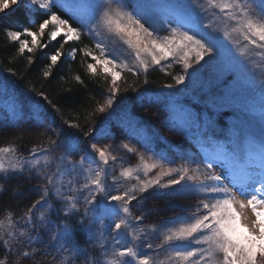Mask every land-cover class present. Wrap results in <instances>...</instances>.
I'll return each instance as SVG.
<instances>
[{"label":"snow or ice","instance_id":"snow-or-ice-1","mask_svg":"<svg viewBox=\"0 0 264 264\" xmlns=\"http://www.w3.org/2000/svg\"><path fill=\"white\" fill-rule=\"evenodd\" d=\"M10 5L17 8L23 5L27 12L41 14L35 30L23 27L6 31L8 40L18 44L17 53L29 54V65L34 63L32 54L38 48L47 50L52 42L60 43L46 57L41 71L43 78L54 75L63 62L65 44H80L83 38L92 42V46L73 47L68 55L75 59L81 53L88 74L105 75L108 94L97 105L98 113H106L119 103L123 79L120 69L136 76L143 71V83L147 85L150 66H160L164 61L181 66V74L173 79L182 87L202 71L234 73L238 88L258 91L261 104L259 108H245L226 131L219 129L207 112L188 110L181 125L171 123L172 118L165 116L164 122L171 124L169 130L177 132H184L190 125L200 128L203 121L201 136L215 145L214 150L201 159L189 156L186 166L180 169L169 166L153 179L141 180L139 174L134 177L126 169L121 175L138 183L123 191L116 176L108 182L105 166L112 146L101 148L92 143L87 150L82 149L79 137L65 136L62 127L49 125L47 130L52 136L43 146H33L28 157L17 155L13 145L0 147V173L4 174L0 178L27 174L26 179L40 182L41 192L20 216L13 219L12 213H8L5 221H0V246L6 250L5 254L10 255L24 241L28 245L41 241V234L49 231L48 245L55 246L57 251L70 252L74 258L80 254L73 244L74 232L95 237L97 221L112 218L107 227L111 228L115 247L111 259L105 250L104 264H154L149 254L131 246L121 247L116 236L129 230L133 240L139 239L134 224L142 223L144 215L132 216V202L142 200L149 190H156L159 195H175L174 187L181 185L186 193L200 199L195 211L181 218L179 227L165 231L157 248H183L171 254L181 264H264V0H0V13L11 10ZM45 35L47 42H42ZM129 58L131 64L127 63ZM73 79L84 83L80 75ZM213 86V78H209L205 91L211 93ZM163 87L172 89L174 85ZM8 91L6 84H0V93ZM133 91L135 98L125 99L143 106L147 89ZM37 95L41 101L33 106L34 118L43 125L42 102L47 101L57 113L59 109L44 91ZM230 103V98L222 95L211 100L208 107L218 110L220 105ZM12 107L16 115L17 106ZM172 110L174 107L169 109ZM124 113L130 125L138 124L130 108L126 107ZM52 120L55 122V117ZM252 121L258 122V132L251 127ZM63 123L68 129L80 128L70 120ZM93 133L94 129L89 128L83 137L89 138ZM121 147L144 161L143 154L129 144L123 143ZM144 147L151 151L147 144ZM73 153H79L80 159L73 160ZM9 154V163H5L4 157ZM116 159L112 157L113 162ZM165 163L171 165L163 154H159L158 162L150 166L145 163V176L152 169L163 168ZM173 174L177 178H171ZM163 177H167L166 182H162ZM50 197H55L54 202L49 203ZM57 204L60 206L56 207ZM44 205H48L46 212L37 216V210ZM246 212H250V217L244 215ZM95 238L104 240V231ZM146 248L152 250L153 246L147 244ZM38 252L35 249L21 255L30 258ZM0 264L6 261L0 260Z\"/></svg>","mask_w":264,"mask_h":264},{"label":"trees","instance_id":"trees-1","mask_svg":"<svg viewBox=\"0 0 264 264\" xmlns=\"http://www.w3.org/2000/svg\"><path fill=\"white\" fill-rule=\"evenodd\" d=\"M61 14L64 15L65 18H68L67 14L63 13L62 10ZM40 18V12L29 13L23 5L19 8L14 7L11 10L0 14V84H6L9 89L8 92L0 93V101L3 96L9 97L10 100V102L4 101V106L2 102H0V109H2L3 106V112L0 113V147L13 145L14 138L21 139L24 142L28 134H30L32 140L34 138H38L41 134V130L46 131V138L48 140L49 136H52V133L47 130L49 125H51L52 128L59 126L65 129V136L75 134L79 137L85 150H87L89 148V141L92 135L89 138H84L83 132L88 131L89 128H93L95 130L94 134L98 133L100 130H104V132L109 133L110 123L116 119V115L113 114L107 121L101 120L103 117L102 114L95 111L97 105L102 102L101 100L104 94L108 91L106 77L103 73H98L95 76L88 74L85 71V58L81 53H77L75 59H73L71 55H68L73 47L80 48L84 45L92 46V42L89 39L83 38L82 43L80 44H76L74 42L65 44L62 48V51L65 53L62 58L63 62L57 69L54 70V75L49 78H43L41 71L47 63L46 57L56 48L60 47V43L52 42L47 50L38 48L32 54L34 63L29 65L27 62L29 54L27 52L23 55L18 54L16 51L18 44L10 42L6 36L7 30H22L23 27H30L35 30L38 28ZM29 21H35V23H29ZM74 26L78 25L74 23ZM24 38L31 40L30 37ZM59 39L60 38H58V40ZM42 42H47L46 35L42 38ZM8 69H11L12 72H9ZM161 71L164 70L162 68L160 71L154 72L149 70L147 80L149 79V81L155 82L157 87H161L165 84H171V81L167 78L168 75ZM123 72V85L132 84L125 95L135 98L133 87L137 84V82L142 83V81H144L145 74L141 71L140 74L136 76L129 73L127 69H123ZM12 73H15V75ZM75 75H80L84 83L81 84L75 81L73 79ZM225 85H227V81L225 82ZM40 91L45 92L48 96V100H50L52 104L56 105L59 112L57 113L47 101H43L41 108L44 110L41 112V115L43 116L46 124L45 129H40L38 127V129H32L34 130L32 132H23V130L18 129L13 130L12 127L19 126L27 121L26 119L24 120L25 115H27V119H33L34 125H41L34 118V110L31 111L33 106L38 101H41V97L37 95ZM254 97L257 96L253 93V99ZM238 100L243 102V104L247 105L249 108H259L261 104L260 96H258L257 102L253 100H246L245 97H238ZM125 102L127 104L132 103L131 100H126ZM162 103V105H152L158 106V108L162 106L164 115L172 118L171 123L176 124V121H178L179 125H181L185 120V112L188 110L197 113L207 112L208 116L215 121L217 127L225 131L232 126L234 119L238 117L235 114H231L228 110L220 108H218V110H213L208 107V105L203 103L201 99L190 98L188 95H177L176 97L169 98V100ZM14 104L17 106L16 115L13 114L12 106ZM173 107L174 110L169 111V109H172ZM121 114H124V111L117 112V115ZM133 115L138 120V124H135V127H132L136 132L135 137L137 138V140H132V142L139 148H141L139 144L142 145V149L146 153L151 152L150 155H153V153L159 154L161 152H166L167 148L171 146L172 143L162 139L160 134L158 135L161 138H158L155 135L153 129L154 127H150L146 121L148 118H143L136 114ZM53 117H55V122L52 120ZM66 120L79 124L80 128L68 129L67 125L63 123ZM202 128L203 121H201L200 128H197L195 125H190L183 132L185 134L184 137L193 140L195 143L199 142L203 148V153H211L214 150L215 145L203 139L201 136ZM178 133L182 132L175 131V135ZM145 144L148 145L151 151L145 149ZM31 147L33 146H30V148ZM59 152L60 151L58 150L57 155H59ZM25 176L26 174L0 179V190L3 189V194L0 197V216L5 217L8 213L13 212L15 216L18 217L21 215L22 211H26L27 207L30 206L34 200L38 199L39 194L37 195L36 193H40L38 190L40 182L36 179H26ZM54 200L55 197H50L49 203L54 202ZM144 201H148L147 198L144 199ZM59 206L60 205L58 204L56 205V207ZM46 210L44 212H46ZM167 211L168 209L164 206L162 212H156V215H158L157 217H159V221L169 220L172 212L167 213ZM88 236L89 234L84 232H74L73 244H75L79 250H86ZM43 240V236H41V241L32 245H28L27 242L24 241L21 246V253L24 251L31 253L35 247H45L46 249L45 244H41ZM43 251L45 253L44 249ZM5 253L6 250L0 246V260L6 261L8 259L9 255H6ZM33 257L34 256H31L30 258L25 259H32Z\"/></svg>","mask_w":264,"mask_h":264},{"label":"rangeland","instance_id":"rangeland-1","mask_svg":"<svg viewBox=\"0 0 264 264\" xmlns=\"http://www.w3.org/2000/svg\"><path fill=\"white\" fill-rule=\"evenodd\" d=\"M14 7L15 6L10 5V9ZM6 11H8V9L4 10V12ZM160 34L165 35L167 33L161 32ZM117 54L119 55V52H117ZM127 63L131 64L132 59L129 58L127 60ZM161 68L164 70L161 72H164V74L168 75L167 78L171 81V84L174 85V87L172 89H166L163 86L157 87L155 82H151L149 81V79L147 85H145L143 81L142 83L137 82L133 89H147L143 106H140L139 104H127L125 102V97H128L127 95H125V93L128 91L129 87L132 84L124 86V80L122 79L120 81V89H122L117 97L119 103L114 104L113 109L108 110V112L101 113L103 116L101 120L106 121L111 115H116V119L114 121L112 120L113 122L110 123V132L106 133L104 132V130H100L98 133H93L89 141V146L92 143H96L97 146L101 148L107 145L112 146L111 151L108 155L109 163L105 167L108 171V182L111 183L112 177L116 176L119 179L118 187L121 191H123L125 188H130L138 183L136 179L127 180L121 175V173L126 169L131 171L134 177L139 174L141 180L153 179L157 177L159 172L167 171L169 166L177 169L186 166L185 161L189 156H194L196 159H201L206 155V153H202L200 144H195L193 140L184 137L185 134L183 132L175 135L174 130H169L171 124H166L164 122L165 115L162 106L158 108V106H153L152 104H161L162 102L169 100V98H174L177 95H188L190 98L201 99L203 103L208 105L211 100L218 99L220 96L224 95L230 98L231 103L227 105H220L218 108L228 110L231 114L240 116L243 110L249 107L243 104V102H240L238 100V97H245L246 100H253L257 102L258 96H260L258 91L251 92L238 88L236 76L234 73H224L223 75H220L218 72L213 73L211 70L202 71L197 74L195 79L188 80L186 82V86L182 87L180 85H176L175 80L173 79V77L181 74V66L175 63H171V61H164L160 66H150V71H160ZM120 71L123 77V68L120 69ZM209 78H213L214 85L211 93H207L204 88V85L207 83ZM226 81L227 85H225ZM133 93L136 96V93L134 91ZM253 93L255 94V96H257L254 97V99ZM107 94L108 91L104 94L101 101L106 99ZM4 101L10 102L9 97L3 96L2 100L0 101L2 102L3 106ZM126 107L130 108L133 114L139 115L143 118H148L146 119V121L148 122V125L150 127H154L153 129L155 135L158 138L162 137V139L166 140L169 143H172V145L167 148L166 152L159 153L163 154L166 157L167 161H171V165L165 163L163 168L157 167L156 169H152L148 172L147 176H145L144 164L147 163L150 166L151 164L158 162L159 154L150 155L151 152L146 153L142 148H139L132 142V140H137V138L135 137L136 132L132 128L135 127V125H130L128 123L125 113L117 115L118 111L122 112ZM2 109H0V113L3 112ZM33 110L34 109H31V111ZM156 113H160V115L157 116ZM26 116L27 115H25L24 117ZM45 125V122L43 125H34L33 119L29 118L26 122L22 123L19 126L12 127V129L23 130V132H32L34 131L32 129H38V127L40 129H45ZM251 127L254 130L259 131V124L257 121H252ZM40 132V136L38 138H34L33 140L32 137H30V134L26 136L24 142L21 139L14 138L13 146L16 148V154L28 157L29 152L32 149V147L30 148V146H43L47 142V133L45 130H41ZM158 134H160L161 137ZM123 143H127L129 144V147L136 149L137 153H142L144 156V161H141L138 154L128 153L125 149H123L121 147ZM80 146L82 149L84 148L82 144ZM10 155L11 154L4 157L5 163H9ZM72 156H74L72 157L73 160L80 159L79 153H73ZM112 157H117L115 162H113ZM85 166L87 167L88 165ZM187 166L193 167L192 165ZM215 171L218 173L219 169H215ZM192 174V172H189V175ZM3 176L4 174L0 173V177ZM171 178L175 179L177 178V176L173 174ZM166 180L167 177L162 178V182H166ZM83 182L84 181L81 180V183ZM113 187H117V185H113ZM174 191L177 194L159 195L156 190H149L144 194V198L142 200L132 202V216L134 217L141 214L144 215L142 223L134 224V227L136 231L140 233V236L139 239L133 240L132 237L128 235L129 230L122 231L120 235L116 236V240L119 241L121 247L131 246L136 251H140L144 254H149L154 264H181L180 261L171 258V254L173 251L183 250V248H171L168 246L157 248L156 246L162 244V236L167 229L179 227V224L183 222L181 218L195 211V206L200 197L186 193L183 186L181 185L175 186ZM2 194L3 189L0 190V197L2 196ZM36 194L40 195L41 192ZM146 198L148 201L145 202L144 199ZM164 206L166 209H168L167 213L172 212V215H170L168 221H159V217H157L158 215L156 214L158 212H162ZM46 208L47 205L39 208L36 215L38 216L40 212H44ZM23 212L24 211H22L21 214ZM11 213L12 218L15 219V214L13 212ZM244 215L250 217L251 214L250 212H246ZM6 216H0V221H5ZM111 223L112 218H102V221H97L96 229L93 230L95 233V237H99L100 231H104L105 239L99 240L89 235L87 238L88 243L86 244V250H80V254L74 258L70 252L57 251V248L55 246L48 245L50 233L49 231H45L41 234L44 239L41 244H45L46 249L45 247L42 248L45 250L47 255H43L44 251L41 247H35L33 251L35 249H39V252L34 255L32 259H25L21 255V246L23 245L22 242L15 246L14 251L8 256L6 264H62V262L63 264H104L105 250H107V253L109 254L107 258L111 259V253L114 251L115 247L112 238L113 233L111 231V228L107 227L111 225ZM102 225L105 226V228H102ZM102 244L104 245V247H101ZM147 244H151L153 246L152 250L146 248ZM66 257L67 259H65Z\"/></svg>","mask_w":264,"mask_h":264},{"label":"bare ground","instance_id":"bare-ground-1","mask_svg":"<svg viewBox=\"0 0 264 264\" xmlns=\"http://www.w3.org/2000/svg\"><path fill=\"white\" fill-rule=\"evenodd\" d=\"M25 119L28 120V119H27V116L24 117V120H25ZM176 120H177V119H176ZM176 124L179 125V124H178V121H176ZM139 146L142 148V145L139 144Z\"/></svg>","mask_w":264,"mask_h":264}]
</instances>
